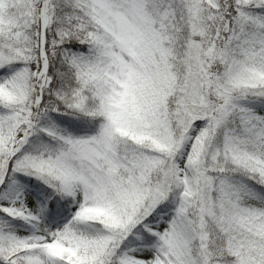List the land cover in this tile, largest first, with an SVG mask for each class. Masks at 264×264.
<instances>
[{"label": "snow or ice", "instance_id": "6c2138e0", "mask_svg": "<svg viewBox=\"0 0 264 264\" xmlns=\"http://www.w3.org/2000/svg\"><path fill=\"white\" fill-rule=\"evenodd\" d=\"M0 264H264V0H0Z\"/></svg>", "mask_w": 264, "mask_h": 264}]
</instances>
